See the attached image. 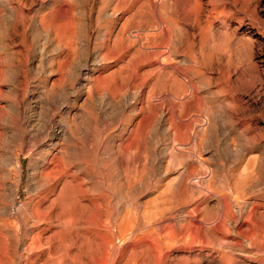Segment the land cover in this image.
<instances>
[{"label":"rangeland","instance_id":"rangeland-1","mask_svg":"<svg viewBox=\"0 0 264 264\" xmlns=\"http://www.w3.org/2000/svg\"><path fill=\"white\" fill-rule=\"evenodd\" d=\"M143 3V0H0V185L9 186L14 180L13 162L18 157L22 166L18 200L26 203L34 198L38 187L35 177L39 180L46 168L41 172L34 170L50 158L53 143L66 147L60 136L65 127L78 148L95 146L96 166L91 163L92 172L88 174L84 168L78 177H85L82 183L87 186L88 197L102 203L99 196L106 195L104 200L111 211L109 219L82 216L77 222L84 226L77 230L67 225L53 242L56 250L51 247L52 258L46 256L48 249L44 248L40 256L43 258L32 264H108L101 235L109 227L115 242L122 244L113 264H264V0ZM153 24L161 26V39L157 43L160 52L170 55L165 69L181 80L192 78L188 89L176 83L165 88L149 84L147 61L135 48L138 30ZM70 27L73 36L69 35ZM231 99L236 100L237 110L229 120L224 111L230 107L232 110ZM159 104L167 117L166 124L157 122ZM215 107L223 116L217 134L202 143L198 131L194 144L202 143L201 157L209 168H214L215 185L219 186L205 191L201 185L193 194L181 191L177 182L169 187L178 178L180 169L194 171L192 181L199 177L194 163L199 147L195 144L194 149V145L187 144L185 125L192 122L196 127L206 113L212 109L217 112ZM73 125H85L82 128L86 135L82 134V128L75 132ZM221 142L228 144L229 152ZM172 146L178 148L180 157ZM183 151L194 154L186 163L181 158ZM78 157L71 160V171L81 161ZM173 161L177 164H172ZM100 164L104 169L99 168ZM133 167L137 169L133 171ZM231 178L232 181L235 178L236 185ZM220 200L231 203L232 212L226 220L213 219ZM193 208L196 211L191 214ZM127 209L137 220L134 231L129 229ZM9 211L0 213V264H30L32 251L27 246L38 230H29L32 221L22 222L13 209ZM54 222L48 225L51 231L60 229L58 222ZM46 227L45 224L39 229ZM122 231L123 237L119 235ZM86 235L90 237L86 239ZM46 257L47 263L43 261Z\"/></svg>","mask_w":264,"mask_h":264},{"label":"bare ground","instance_id":"bare-ground-1","mask_svg":"<svg viewBox=\"0 0 264 264\" xmlns=\"http://www.w3.org/2000/svg\"><path fill=\"white\" fill-rule=\"evenodd\" d=\"M144 1V3H148L149 2V0H143ZM143 3V4H144ZM116 6V5H115ZM118 7V6H117ZM156 10V9H155ZM58 11V10H57ZM60 16V15H59ZM138 16V15H137ZM68 23L73 27V20H72V18L70 19H68ZM162 25V24H161ZM69 31V35L70 36H73V35H71L72 34V31H71V27H70V30H68ZM137 31V30H136ZM138 35L136 36V37H138L139 39H138V44H137V46H136V48H135V51H137V52H140V53H138V54H144L143 56H145V60L147 61V67H148V69L146 70L148 73H149V80L148 81H150V85H152L153 87L154 86H156V85H161L163 88H165L164 86H173L175 83L176 84H179L181 87H183V88H185V89H188L187 87H188V85H189V80H191L190 78L188 79V81L186 80H181L180 78H178V76H177V74L176 75H174L173 74V72L172 71H169V69H165V65H166V61L168 60V58H169V56L170 55H168V57L167 56H165V54L166 53H163V52H160V49H159V44H157V43H159L160 42V40H159V38L161 39V37H160V33H161V26L159 25V24H153V25H147V26H144V27H141V29L140 30H138ZM164 34V33H163ZM162 34V35H163ZM134 35V34H133ZM169 38V37H168ZM146 40V42L144 43L143 42V40ZM159 41V42H158ZM137 43V42H136ZM251 44H252V42H251ZM250 45V44H249ZM248 45V46H249ZM201 48V47H200ZM121 52V51H120ZM134 53V52H133ZM135 54H137V53H135ZM167 55V54H166ZM132 56V55H131ZM140 58H143V56L141 57L140 55H138ZM131 58V57H130ZM140 58H138V60L140 59ZM100 59V58H99ZM171 59H172V57H171ZM182 59V58H181ZM143 60V59H142ZM185 60V59H184ZM99 61V60H98ZM169 61H171V60H169ZM172 61L174 62V60L172 59ZM171 61V62H172ZM177 61V60H176ZM171 62H170V64H171ZM172 62V63H173ZM178 62H179V60H178ZM184 62V61H183ZM196 62H198V61H196ZM168 64H169V62H167ZM199 63V62H198ZM130 64V63H129ZM138 64H139V62H138ZM137 64V65H138ZM169 64V65H170ZM176 64V63H175ZM186 64V63H185ZM143 65V64H142ZM198 65V64H197ZM178 66V65H177ZM139 66H137V68H138ZM170 67V66H169ZM169 67H167V68H169ZM198 67V66H197ZM174 69H175V67H173ZM172 68V69H173ZM138 69H142V68H138ZM140 71V70H139ZM144 71V70H143ZM185 72V71H184ZM194 72V71H193ZM198 72V71H197ZM138 74H140L139 72H137ZM145 73V72H144ZM165 73L168 75H165ZM175 73V72H174ZM131 74V73H130ZM146 74V73H145ZM165 75V78L162 80V75ZM182 74V73H181ZM129 75V74H128ZM127 75V76H128ZM144 75V74H143ZM161 75V76H160ZM179 75V74H178ZM184 75V74H183ZM195 75V74H194ZM126 76V77H127ZM188 76H190V75H188ZM198 76V75H197ZM200 77L202 76V75H199ZM198 76V77H199ZM135 77V76H134ZM187 77V76H186ZM191 77V76H190ZM193 77V76H192ZM114 78V77H113ZM131 78V77H130ZM121 79V78H120ZM125 79V78H124ZM140 79H142V78H140ZM139 79V80H140ZM160 79H161V83H160ZM185 79V78H184ZM89 80V79H88ZM123 80V79H122ZM125 80H127V78L125 79ZM129 80V79H128ZM127 80V81H128ZM134 80H137V79H135L134 78ZM142 80H144V79H142ZM146 80V79H145ZM144 80V81H145ZM230 80V79H229ZM143 81V82H144ZM88 83V82H87ZM119 83H121V80H120V82ZM119 83H117V84H119ZM127 83V82H126ZM132 84H135L134 82H131ZM138 83V82H137ZM136 83V84H137ZM227 83V82H226ZM231 83V82H230ZM84 84V83H83ZM128 84H130L129 83V81H128ZM131 84V85H132ZM139 84H140V81H139ZM141 84H143V83H141ZM140 84V85H141ZM85 85V84H84ZM126 84H124V86H125ZM130 85V86H131ZM138 85V84H137ZM149 85V86H150ZM227 85V84H226ZM229 85V84H228ZM231 85V84H230ZM115 86H117V85H115ZM128 86V85H127ZM86 87H88V86H86ZM175 87V86H174ZM90 88V87H89ZM128 88V87H127ZM156 88V87H155ZM162 88V89H163ZM230 88V87H229ZM231 88H233L234 89V87H231ZM119 89V88H118ZM155 90H157V89H155ZM153 91V90H152ZM151 91V92H152ZM171 91V90H170ZM139 92H141V91H139ZM138 92V93H139ZM157 92H159V90H157ZM189 92V91H188ZM128 93V92H127ZM137 93V92H136ZM135 93V94H136ZM138 93H137V95H138ZM156 93V92H155ZM180 93V92H179ZM178 93V94H179ZM51 94V93H50ZM55 94V93H54ZM140 94V93H139ZM157 94V93H156ZM161 94V93H160ZM159 93H158V95H160ZM163 94H164V91H163ZM47 95H49V94H47ZM122 95H123V93H122ZM131 95L133 96V94L131 93ZM162 95V94H161ZM171 95L175 98V97H177V95L175 94V93H173V92H171ZM100 96V95H99ZM103 96V95H102ZM112 96V95H111ZM111 96H110V98H111ZM127 96V95H126ZM154 96H155V94H154ZM154 96H152V97H154ZM157 96V95H156ZM155 96V97H156ZM206 96V95H205ZM105 97V96H104ZM113 97V96H112ZM119 97V96H118ZM120 97H121V94H120ZM123 97H125V96H123ZM135 97V96H134ZM133 97V98H134ZM162 97H164V96H162ZM101 98V97H100ZM100 98L98 99V100H100ZM103 98V97H102ZM106 98V97H105ZM115 98V97H114ZM138 98V97H137ZM140 98V97H139ZM156 98H158V96L156 97ZM184 98V97H183ZM144 99V98H143ZM143 99H141L142 101H144ZM148 99V98H147ZM163 99V98H162ZM185 99H187V98H185ZM197 99V98H196ZM90 100V99H89ZM105 100H108V99H104V101ZM135 100H136V98H135ZM170 100V99H169ZM182 100V99H181ZM180 100V101H181ZM232 100V99H231ZM110 101H112V100H109L108 101V104L110 105ZM114 101V100H113ZM124 101V100H123ZM176 101V100H175ZM186 101V100H185ZM202 101V100H201ZM200 101V102H201ZM210 101V100H209ZM236 101V100H235ZM235 101L234 100H232V104H233V106H232V110H230L231 109V107H230V109H228L227 107V109L224 111V115H225V117L227 118V119H229V120H232L233 119V116L235 115V113H236V110H237V104L235 103ZM115 102H116V100H115ZM126 102H127V100H126ZM158 102H160V101H158ZM172 102V101H171ZM174 102V101H173ZM142 103V102H141ZM145 103H146V101H145ZM180 103V102H179ZM202 103V102H201ZM224 103V102H223ZM231 103V102H230ZM112 104H114V102L113 103H111V105ZM143 104V103H142ZM161 104H163V103H161ZM161 104H159V105H157L156 106V108L158 109V116H157V122H165V124L167 123V117L165 118L164 117V110H163V108H162V105ZM176 104H178V103H176ZM221 104V103H220ZM228 104V103H227ZM181 105H183L182 104V102H181ZM200 106H202V104H199ZM229 105V104H228ZM154 106V105H153ZM164 106V105H163ZM176 106V105H175ZM185 106V105H184ZM194 106V105H193ZM219 106V105H218ZM217 106V107H218ZM114 107V106H113ZM182 107V106H181ZM220 107V106H219ZM140 108V107H139ZM145 108H146V106H145ZM180 108V107H179ZM178 108V109H179ZM192 108V107H191ZM216 108V107H215ZM142 109V108H141ZM140 109V110H141ZM181 109V108H180ZM195 109V108H194ZM215 110H217V108L215 109ZM220 110V109H219ZM117 111V110H116ZM142 111V110H141ZM144 111V110H143ZM166 111V110H165ZM181 111H183V109L181 110ZM221 111V110H220ZM222 111H223V109H222ZM180 112V111H179ZM209 112V111H208ZM221 113V112H220ZM219 112H218V110H217V112H214L213 111V109H212V112H210V113H204V114H202V116L204 115L205 116V119L204 120H199V118H200V116L198 117V120H199V122L200 121H202L201 123H199L197 120H196V122H198L197 123V126L195 127L194 126V124L192 125L191 123L190 124H188V125H185L184 127H185V129H186V131H187V144H189L190 146H191V144L192 145H194L193 147H194V149H195V144H196V147H199V152L198 153H196L195 154V159L196 160H194V161H196V162H194V163H196V168L197 169H199L198 170V172H197V175L198 174H200L199 175V177L198 178H194V181H192V173L194 172H192L191 173V171H190V169H189V171H187V170H181L180 169V171L178 172V178H176L175 179V176L177 175H175L174 177H173V179H175V180H173L172 182H170L169 183V181H168V183H169V187H170V185L172 186L173 184H174V182H177V185H178V187L179 188H181V191H183V192H189V193H191V194H193L195 191H197V190H195V188L196 189H198L197 187L199 186H203V187H205V188H203V189H205V191H209L210 190V188L211 187H213L214 188V185H215V182H216V176L217 175H214V173H215V170H214V168H209L207 165H206V162H205V160L201 157V145H202V143H204V142H206L207 141V138H209V137H211V136H213L214 134H215V132H216V130H217V126L219 125V123L221 122V120L223 119V116H222V114H220ZM83 114V113H82ZM172 114H174V113H172ZM194 115V114H193ZM193 115H191V117L193 116ZM197 115V114H196ZM82 116V115H81ZM101 116V115H100ZM168 116V115H167ZM198 116V115H197ZM68 117V116H67ZM169 117V116H168ZM180 117V116H179ZM190 117V116H189ZM188 117V118H189ZM191 117L189 118V119H191ZM28 118V117H27ZM170 118V117H169ZM171 118H172V116H171ZM185 118V117H184ZM180 119V118H179ZM183 119V118H182ZM186 119V118H185ZM202 119V118H201ZM236 120V119H235ZM59 121V120H58ZM69 121V120H68ZM67 121V122H68ZM71 121V120H70ZM82 121V120H81ZM155 121V120H154ZM185 121H187V120H185ZM195 121V120H194ZM44 122V121H43ZM60 122V121H59ZM82 122H84V121H82ZM195 122V123H196ZM227 122V121H226ZM230 122V121H229ZM56 123V122H55ZM76 123V122H75ZM78 123V122H77ZM80 123V122H79ZM78 123V124H79ZM84 123H86V122H84ZM185 123V122H184ZM194 123V122H193ZM223 123V122H222ZM45 124V123H44ZM72 124H73V122H72ZM82 124V123H81ZM80 124V125H81ZM156 124V123H155ZM182 124V123H181ZM236 124V123H235ZM42 126H43V124H41ZM48 125V124H47ZM46 125V126H47ZM87 125H89L88 123H87ZM179 125V124H178ZM196 125V124H195ZM227 125V124H226ZM226 125H225V127H226ZM230 125V124H229ZM33 126V125H32ZM41 126V127H42ZM58 126V125H57ZM59 126H61V125H59ZM75 128V132H77L78 130H79V128H82L83 126H85V125H83L82 127L80 126V127H77V125L75 126V125H73ZM158 126V125H157ZM161 126H162V124H161ZM220 126H221V124H220ZM219 126V127H220ZM44 128H45V125L43 126ZM72 127V126H71ZM167 127V126H166ZM231 127V126H230ZM58 128V127H57ZM85 128H86V126H85ZM84 128V129H85ZM88 128V127H87ZM46 129H47V127H46ZM49 129V128H48ZM54 129V128H53ZM52 129V130H53ZM118 129V128H117ZM26 130V129H25ZM31 130V129H30ZM83 128L81 129V132H83L84 131V133H82L83 135L85 134V130H83ZM88 129H86V131H87ZM127 130V129H126ZM180 130V129H179ZM222 130V129H221ZM71 131V130H70ZM148 131V130H147ZM164 131V130H163ZM166 131H168V130H166ZM185 131V130H184ZM198 131H200V133H201V139H200V142H202V143H199V146H197V143H195L194 144V140H195V136L197 135L198 136ZM74 132V133H75ZM81 132H80V134H81ZM134 132V131H133ZM151 132V131H150ZM149 132V133H150ZM153 132H154V130H153ZM25 133V132H24ZM28 133V132H27ZM52 133V132H51ZM60 136H61V139L63 140V142L64 143H66L65 144V146L66 147H59V146H57V143L58 142H55V143H53L52 145H51V148H50V152H51V156H50V158H48L47 157V159L46 160H43L40 164H39V167L37 166V168H36V170H34V172L36 171H38V172H41L43 169H44V167L46 168V171L45 172H41L40 173V177H39V180L38 179H36V177H35V180H37L36 182L38 183V187H37V189H36V195H35V197L34 198H32V199H30L29 201H26V203L24 202V203H22L20 200H18V191H19V186H20V179H21V174H22V166H21V162H20V159L18 158V157H16L15 159H14V162H13V166H14V170H15V175H14V180L10 183V185L9 186H4L3 184L2 185H0V213L1 214H3V213H7V211H9V209H13L14 210V212H13V214L15 215V216H17L22 222H26V221H32V225H30L29 227V230L30 229H37L38 231L36 232V233H34L33 234V236L31 237V241L29 242V244H28V246H27V248L29 249V250H31L32 251V255L28 258V263H30V264H32L33 262H36V260L40 257V256H43L42 255V253L44 252V248H46V249H48V251L46 252V256H48L49 258H52V252H51V247L53 246L54 248H55V250H56V247L54 246L55 244H53V242L55 241V239L57 238V236L59 235V233H61L66 227H67V225H73V226H75V227H77L76 228V230L77 229H80V227L82 228L83 226H84V224L82 223L81 224V226H79V224H78V222H77V220L79 221V219H81V218H83L82 216H84L85 215V217H86V219H88L89 217H98V216H104L106 219H109V218H111V211H109V207H108V201H105L104 199V197L106 196L104 193H102V195L101 196H99V198H102L103 199V202L102 203H100V200L99 199H97V198H95V197H88V196H90V195H88L87 194V191H88V189L86 188L87 186H85L84 187V185H83V183H82V181L83 180H85L84 178V176H82V177H84V178H82V180H81V178H79L78 177V174H80L81 172H84L83 170H84V168L87 170V172H88V174H90V172H92V170H91V168H90V165H91V163H93V161L95 160L94 159V148H95V146L93 145V144H89V146H83V147H80V148H78V146L76 145L77 144V142H75L76 144H74L72 141L74 140V137L72 138V133H71V135H70V133H69V129H67V128H65V127H62V129H61V131H60ZM156 133V132H155ZM171 133V132H170ZM170 133H169V135H170ZM222 133V132H221ZM221 133H219L220 135H221ZM81 134V135H82ZM132 134V133H131ZM217 134V133H216ZM215 134V135H216ZM253 134V133H252ZM22 135V134H21ZM24 135V134H23ZM49 135V134H48ZM78 135H79V133H78ZM86 135V134H85ZM130 135V134H129ZM148 135V134H147ZM150 135H151V133H150ZM149 135V136H150ZM168 135V134H167ZM183 135V134H182ZM200 135V134H199ZM219 135V136H220ZM223 135H224V133H223ZM223 135H221V136H223ZM145 136V135H144ZM149 136H147V139L149 138ZM197 136H196V138H197ZM23 137V136H22ZM50 137V136H49ZM80 137V136H79ZM185 137V136H184ZM70 138H72V139H70ZM215 138V137H214ZM218 138V137H217ZM224 138V137H223ZM226 138V137H225ZM50 139V138H49ZM56 139V138H55ZM78 139V138H77ZM81 139V138H80ZM79 139V140H80ZM182 139V138H181ZM198 139V140H199ZM210 139H212V137L210 138ZM209 139V140H210ZM219 139V138H218ZM69 140V141H68ZM144 140H146V137H145V139ZM208 140V141H209ZM216 140V139H215ZM86 142H87V140H85ZM150 141H152V140H150ZM183 141H185V140H183ZM62 141H61V143H63ZM70 142V143H69ZM198 142V141H197ZM211 142V141H210ZM228 142V141H227ZM230 142V141H229ZM85 143V142H84ZM145 143H147V141L145 142ZM176 143V142H175ZM182 144H184L185 145V143H183V142H181ZM208 143V142H207ZM212 143V142H211ZM221 143H223V142H221ZM233 143H235L234 142V140H233ZM233 143H232V146L233 147H235L234 145H233ZM80 144V143H79ZM88 144V143H87ZM224 145H225V147H223L224 148V150H226V151H228V144L226 145L225 143H223ZM143 145H144V143H143ZM148 145V144H147ZM174 145V144H173ZM181 145V144H180ZM179 145V146H180ZM222 144H220V146H221ZM146 146V145H145ZM176 146V145H175ZM182 146V145H181ZM149 147H150V145H149ZM148 147V148H149ZM169 147H170V145H169ZM177 147V146H176ZM176 147H174V148H176ZM184 147V146H183ZM192 147V146H191ZM172 148H173V146H172ZM171 148V149H172ZM173 148V151L175 150L176 151V153L175 154H177V149H174ZM204 148V147H203ZM229 148H230V146H229ZM51 149H52V151H51ZM111 149V148H110ZM146 149V148H145ZM144 149V151H147V150H145ZM189 149H190V147H189ZM218 149V148H217ZM234 149V148H233ZM149 150V149H148ZM180 150V149H179ZM182 150V149H181ZM183 150H185V149H183ZM167 151V150H166ZM169 151V150H168ZM168 151H167V153H168ZM192 151H195V150H192ZM204 151V150H203ZM99 152V151H98ZM170 152H171V150H170ZM188 152V150H186V153ZM190 152V151H189ZM215 152V151H214ZM229 152V151H228ZM147 153V152H146ZM145 153V154H146ZM173 153V152H172ZM171 153V154H172ZM180 153H181V151H180ZM182 153H184V151L182 152ZM186 153H184V154H181V155H183V156H181V158L183 157V160H185L184 162L186 163V161H188V159L192 156L193 157V153L192 154H190V153H188V154H186ZM263 153V152H262ZM58 154H59V156H58ZM114 153H112V155H113ZM145 154H143V157L144 156H146ZM224 154V153H223ZM232 154V153H231ZM236 154V153H235ZM234 154V155H235ZM41 155V154H40ZM76 155H77V157H78V155H79V157L78 158H80L81 159V161H79L78 163H76L77 164V168H75V170L74 171H71L72 170V168L73 167H71V160L72 159H75L76 158ZM168 155V154H167ZM178 155V154H177ZM176 155V156H177ZM180 155V154H179ZM178 155V157H180ZM191 155V156H190ZM219 155V154H218ZM264 155V154H263ZM148 156V155H147ZM173 156V155H172ZM171 156V157H172ZM175 156V155H174ZM173 156V157H174ZM214 156V155H213ZM221 156V155H220ZM233 156V155H232ZM97 156H95V158H96ZM170 157V158H171ZM222 157V156H221ZM14 158V157H13ZM44 158V157H43ZM82 158H83V160H82ZM139 158H140V156H139ZM138 158V159H139ZM148 158V157H147ZM146 158V159H147ZM169 158V160L171 161V159H173V158H171L170 159ZM212 158V157H211ZM251 158V157H250ZM97 159V158H96ZM121 159V158H120ZM141 159V158H140ZM145 159V158H144ZM144 159H143V161H144ZM174 159H175V157H174ZM173 159V160H174ZM76 160V159H75ZM148 160V159H147ZM151 160V159H150ZM191 160V159H190ZM74 161V160H73ZM98 161V160H97ZM97 161H96V163H97ZM157 161V160H156ZM162 161V160H161ZM177 161V160H176ZM182 160H180V162H181ZM257 161V160H256ZM76 162V161H75ZM138 161L136 160V163H137ZM139 162H142V159H141V161H139ZM138 162V163H139ZM163 162V161H162ZM169 162V161H168ZM118 163H119V161H118ZM147 163V162H146ZM157 163V162H156ZM174 163V161L172 162V164ZM140 164V163H139ZM143 164V163H142ZM175 164H177V162H175L174 163V165ZM179 164V163H178ZM180 164H183V163H180ZM179 164V165H180ZM193 164V163H192ZM217 164V163H216ZM219 164V163H218ZM255 164H256V162H255ZM93 165H95L94 163H93ZM92 165V166H93ZM138 166V164H135V166ZM141 165V164H140ZM139 165V166H140ZM144 165V164H143ZM143 165H142V167H143ZM147 165V164H146ZM146 165H145V167H146ZM148 165H149V161H148ZM168 165V164H167ZM186 165V164H185ZM185 165L184 166H182V167H185ZM195 165V164H194ZM214 165V164H213ZM212 165V166H213ZM254 165V164H253ZM96 166V165H95ZM134 166V167H135ZM169 167L170 166H172L171 164L170 165H168ZM219 166H221L220 164H219ZM250 166V165H249ZM252 166V165H251ZM261 166H262V164H261ZM260 166V167H261ZM264 166V165H263ZM99 167V166H98ZM104 165L103 164H100V167L99 168H101V169H104ZM133 167V171H134V169H137V168H134ZM144 167V169H146ZM162 167V166H161ZM175 167V166H174ZM173 167V168H174ZM177 167V166H176ZM187 167H189V164H188V166ZM248 167V166H247ZM253 167V166H252ZM252 167H250V168H252ZM123 168V167H122ZM170 168H172V167H170ZM172 168V169H173ZM179 168V167H178ZM192 168V167H191ZM243 168V167H242ZM32 169V168H31ZM82 170V171H81ZM98 170V169H97ZM120 170H122V169H120ZM142 169H140L139 170V172L141 171ZM162 170V169H161ZM176 170H177V168H176ZM194 170V169H193ZM221 170V169H220ZM219 170V171H220ZM233 169H231V171H232ZM236 172H237V170L236 169H234ZM247 170V169H246ZM250 170V169H249ZM132 171V170H131ZM132 171V172H133ZM168 171V170H167ZM166 171V172H167ZM173 171V170H172ZM178 171V170H177ZM218 171V170H217ZM231 171H229V173L231 172ZM235 171H233V173L232 174H234V173H236ZM243 171H245V170H243ZM122 172V171H121ZM131 172V173H132ZM135 172H136V170H135ZM134 172V173H135ZM163 172V171H162ZM169 172V171H168ZM176 172V171H175ZM96 172H94V174H95ZM120 173V172H119ZM124 173V172H123ZM133 173V174H134ZM137 173H138V171H137ZM136 173V175H139V174H137ZM165 173V172H164ZM228 173V174H229ZM32 174H35V173H33L32 172ZM166 174H168V173H166ZM231 174V175H232ZM36 175V174H35ZM236 175H237V173H236ZM29 176V175H28ZM31 176V175H30ZM86 176V175H85ZM91 176V175H90ZM123 176V175H122ZM135 176V175H134ZM133 176V177H134ZM220 176H222V175H220ZM229 176V175H228ZM238 176H239V174H238ZM246 176V175H245ZM88 177H89V175H88ZM231 177V176H230ZM230 177H228V178H230ZM34 178V177H33ZM86 178H87V176H86ZM91 178V177H90ZM136 178H137V176H136ZM140 178V177H139ZM220 178V177H219ZM235 178H237V177H235ZM235 178H234V184L236 185V183H235ZM94 179H95V177H94ZM94 179H92V180H94ZM138 179V178H137ZM217 179H218V177H217ZM222 179V178H221ZM242 179H244L243 177H242ZM81 180V181H80ZM88 180V179H87ZM172 180V179H171ZM226 180H228V179H226ZM89 181H90V179H89ZM96 181V180H95ZM130 181H132V180H130ZM136 181V180H135ZM219 181H220V179H219ZM231 181H232V178H231ZM232 181V182H233ZM28 182V181H27ZM35 182V183H36ZM140 182V181H139ZM231 182V183H232ZM236 182H237V180H236ZM82 183V184H81ZM89 183H92V182H89ZM97 183V182H96ZM105 183V182H104ZM104 183H101L102 185H104ZM221 183V182H220ZM30 184V183H29ZM28 184V185H29ZM93 184H94V182H93ZM106 184V183H105ZM219 184V183H218ZM217 184V186H219ZM244 184V183H243ZM8 185V184H7ZM91 185V184H90ZM175 185V184H174ZM221 185V184H220ZM216 185H215V187H217ZM227 186V185H226ZM231 186V185H230ZM168 187V186H167ZM221 187V186H220ZM100 188H102L103 189V187H100ZM126 188V187H125ZM128 188V187H127ZM202 188V187H201ZM131 189V188H130ZM212 189V188H211ZM231 189H233V187L231 188ZM35 190V189H34ZM224 190V189H223ZM227 190H230V189H228L227 188ZM201 191V190H200ZM233 191V190H232ZM89 192V191H88ZM104 192V191H103ZM208 193V192H207ZM230 193V192H229ZM228 193V194H229ZM100 194V193H99ZM231 194V193H230ZM92 195V194H91ZM212 195V194H211ZM221 196V195H220ZM220 198V197H219ZM202 200V199H201ZM247 200V199H246ZM192 202V201H191ZM197 202V201H196ZM242 203V202H241ZM245 203V202H244ZM243 203V204H244ZM246 206V205H245ZM241 207V206H240ZM231 203H230V201L229 200H227V201H225V200H220L218 203H217V206H216V208L214 209L215 210V214H214V217H213V219L215 218V219H223V220H226V217L228 218L230 215H231ZM240 209V208H239ZM171 210H173V209H171ZM171 210H170V212H171ZM188 210V209H187ZM186 210V211H187ZM241 210H242V208H241ZM125 211V210H124ZM131 210H129V209H127V211L125 212V214L127 215V219L129 220V229H130V231H134V227L136 226V217H135V215L132 213V212H130ZM196 211V208H193L192 210H191V214L192 213H194ZM250 211H252V210H250ZM10 212V211H9ZM165 212V211H164ZM183 212H185V211H183ZM188 212V211H187ZM190 213V212H189ZM260 213V212H259ZM169 214V213H168ZM185 214V213H184ZM79 217V218H78ZM68 218H71V220L70 219H68ZM190 218V217H189ZM191 218H192V216H191ZM194 218V217H193ZM209 218V217H208ZM230 218V217H229ZM90 219V218H89ZM195 219H197V218H195ZM210 219V218H209ZM144 220V219H143ZM193 220V219H192ZM203 220V219H202ZM54 221H57L58 223L57 224H59V226H60V229H58V230H53V231H51V229L48 227V225H50V224H52L53 225V222ZM83 221V219L81 220V222ZM55 223V222H54ZM79 223H80V221H79ZM85 223H87V221L85 220ZM47 225V227L46 228H41V229H39L42 225ZM56 224V225H57ZM159 225V224H158ZM55 226V225H54ZM58 226V225H57ZM79 226V227H78ZM51 227V226H50ZM68 228H70L69 226H68ZM137 228V227H136ZM158 228V227H157ZM197 228V227H196ZM264 228V227H263ZM56 229V228H55ZM109 229H110V227H109ZM109 229H108V231H109ZM123 229H125V228H123ZM192 228H190V230H191ZM260 229V228H259ZM51 231L50 232V234H48V235H46L45 236V238H43L42 237V234H46L47 233V231ZM62 230V231H61ZM189 230V229H188ZM189 230V232L188 233H190L191 231ZM193 230V229H192ZM61 231V232H60ZM102 231H104V230H102ZM108 231H107V229H105V233H102V235H101V237H102V239H103V244H104V247H105V249H106V259H105V261L106 262H109L108 264H113V260H114V258L116 257V253H117V251H118V249H119V247H120V245H122L121 244V242H119V243H116L115 242V240H114V237H113V233H111L110 231V233L111 234H108ZM136 231V230H135ZM196 231V230H195ZM78 232V231H77ZM90 231H87V233H89ZM96 232V231H95ZM115 232V231H114ZM133 233V232H132ZM192 233V232H191ZM190 233V234H191ZM94 234V233H93ZM129 234V233H128ZM190 234L188 235V236H190ZM91 235V234H90ZM106 235V236H105ZM119 235H121L122 237L125 235V231L123 232H119ZM192 235V234H191ZM88 236V237H87ZM93 236V235H92ZM185 236V235H184ZM184 236L182 237V238H184ZM90 236L89 235H86L85 236V238L87 239V238H89ZM186 237H187V235H186ZM84 238V239H85ZM92 238V237H91ZM118 239V238H117ZM94 240V239H93ZM92 240V241H93ZM18 241H20L19 239L17 240V243H18ZM95 241V240H94ZM123 242V241H122ZM95 243V242H94ZM153 243V242H152ZM95 244H97V243H95ZM102 247V246H101ZM53 248V249H54ZM54 251V250H53ZM97 252V251H96ZM104 256V255H103ZM48 257H46V259H43V261L44 262H46L47 261V258ZM41 258V257H40ZM43 258V257H42ZM41 258V259H42ZM38 261H39V259H38ZM41 261V260H40ZM95 261V260H94ZM47 263V262H46ZM49 263V262H48ZM107 264V263H106Z\"/></svg>","mask_w":264,"mask_h":264}]
</instances>
